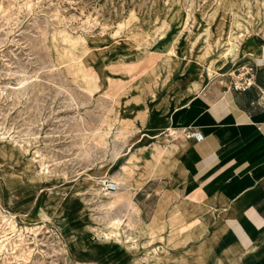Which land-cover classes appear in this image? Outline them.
<instances>
[{
  "label": "rangeland",
  "instance_id": "1",
  "mask_svg": "<svg viewBox=\"0 0 264 264\" xmlns=\"http://www.w3.org/2000/svg\"><path fill=\"white\" fill-rule=\"evenodd\" d=\"M216 27L229 35H212ZM259 32L264 0H0V129L6 132V139L0 135V264H136L146 253L143 264H182V257L186 264H264L256 261L263 244L257 240L238 259L227 237L219 245L210 235L203 249L201 238L186 243L185 199L157 224L155 235L164 240L135 250L92 231L106 211L85 194L91 208L85 220L76 194L92 180L115 176L137 152L144 163L164 139L158 112L172 116L171 108L191 101L203 78L244 54ZM207 41L211 54L202 57ZM127 117L135 128L120 133ZM14 141L25 154L14 151ZM166 156L162 175L173 167ZM37 165L49 173L37 172ZM130 191L138 215L150 223L161 197L153 208L155 195L136 184Z\"/></svg>",
  "mask_w": 264,
  "mask_h": 264
},
{
  "label": "crops",
  "instance_id": "2",
  "mask_svg": "<svg viewBox=\"0 0 264 264\" xmlns=\"http://www.w3.org/2000/svg\"><path fill=\"white\" fill-rule=\"evenodd\" d=\"M246 47L244 54L229 60L213 78H203L191 101L170 109L172 116L158 112V138L164 139L153 146L169 143L166 159L173 167L164 175V168L159 169L158 177L150 178L141 191L148 197L155 195L153 208L163 193L180 192L181 200L190 203L191 218L185 223L206 227L209 236L222 225L218 233L247 250L254 240L264 243V108L257 102L259 89L264 87V33H256ZM242 65L254 67L255 83L238 91L231 82ZM169 127L181 133L173 138ZM187 128L201 131L204 139L186 138L183 131ZM192 205L210 206L211 213H196L199 210L194 212ZM256 252L258 261L264 262V246Z\"/></svg>",
  "mask_w": 264,
  "mask_h": 264
},
{
  "label": "bare ground",
  "instance_id": "3",
  "mask_svg": "<svg viewBox=\"0 0 264 264\" xmlns=\"http://www.w3.org/2000/svg\"><path fill=\"white\" fill-rule=\"evenodd\" d=\"M185 22H183L182 26L184 25ZM214 32H216L219 36H224V35L228 36L230 33L229 31H223L221 27H216L215 30L211 31V34ZM211 47L212 45L210 41H207L206 50L202 57L211 54ZM235 47H236L235 44L232 43L229 49L233 50ZM216 59L217 58L211 59L209 61V64L206 66V68L209 70L213 68L212 64L216 61ZM138 116L142 118L143 114H139ZM122 123H123V128L120 130V133H123L125 131L130 132L132 129L135 128V120L130 117L123 118ZM170 131H171L170 134L174 136L173 138H175V136L181 133V129H177L174 127L169 128V132ZM0 135H1V139H6V132L2 133L1 129H0ZM11 145L14 151H17L20 155L25 154V149L21 144H18L16 141H14V143H11ZM167 145L166 144L164 146L157 145L156 148L153 149L150 157L144 163H141V161L143 160V154L141 152H137L136 154H133L132 157H130V159L128 160L126 159L124 162L120 164L119 169L116 172L115 176H105L99 180H92L93 183L90 184V189H86L83 192H76V194L80 196L81 202L83 203L81 211L85 220L91 219L90 214H88L87 217L84 214L85 211L89 213L91 211V208L88 206L87 203L88 201L85 199V194L89 193L91 194V196L93 195V197L90 200L96 201V205L98 209L106 211V214L101 216L99 220L100 223L98 224V226L90 227L92 231L98 232L99 234H103L107 237L114 236L117 239H120L123 242H125L128 248L130 247L131 249L133 248L135 250L139 249L140 246L145 245L146 243L152 244L156 240H164L163 236L155 235V230H157L155 228H157V224H159L169 215L173 214L175 210V206L179 203V200L182 202L180 198V192H177V194H172L169 192L163 193L159 201V204L154 211L153 220L150 223H148L141 216L138 215L137 206L134 200V196L136 192H131L130 189L133 186V184H136L137 191L142 190L143 185L151 177H153L155 169L157 170L163 168L161 159L166 154H169L170 151L169 150L170 148ZM119 155H120L119 151L117 150L114 151V157H118ZM39 156H40L39 153L35 151V155L32 158L33 163L35 164L38 163L37 157ZM128 169L130 170L128 171ZM39 170H42L43 173L45 174L46 173L48 174L50 171L49 169L43 167V165H37V172ZM105 180H110L116 183L117 186L115 190L106 193L103 192L101 185ZM207 209L204 210V214L209 216V214L211 213L210 206H208ZM116 211H119V214L117 216H111V214H113V212ZM10 225L12 229L16 228L14 223L11 222ZM160 229H162V227ZM205 229L200 224L196 226L194 225L191 226V224L187 222V224L183 227V231L186 232L185 242L189 244L192 243L193 240L201 238L202 240L199 243V249H203V247L208 243V239H209V233H205L206 231ZM226 236L228 235L221 233L217 234V232H214V234L212 235V240L213 242H218L219 245L220 244L223 245L225 242L224 238ZM260 236L262 237V235ZM262 245L264 246V243ZM241 248L242 247H240L237 244L230 245V251L236 253L237 259L239 257ZM157 249L158 248H153L152 250L156 251ZM149 256L150 254L146 253L143 256V258H141L139 261L136 262V264L145 263L148 260ZM154 256L155 259H157L158 261H160L162 258V256L159 255L158 253H156ZM170 259L174 261L176 260V262L181 261L182 264L187 263V259H185L184 257H182L180 261H178L177 256L167 257L168 261ZM257 260L258 259H256V261Z\"/></svg>",
  "mask_w": 264,
  "mask_h": 264
},
{
  "label": "built area",
  "instance_id": "4",
  "mask_svg": "<svg viewBox=\"0 0 264 264\" xmlns=\"http://www.w3.org/2000/svg\"><path fill=\"white\" fill-rule=\"evenodd\" d=\"M255 73V69L252 65L241 66L234 74L231 87L238 91L248 89L255 83ZM257 102L264 108V87L259 89ZM183 134L186 138L193 139L195 142H201L204 139L202 132L195 128H187L183 131ZM116 186V183L110 180H105L102 183L101 188L103 192L106 193L115 190Z\"/></svg>",
  "mask_w": 264,
  "mask_h": 264
}]
</instances>
